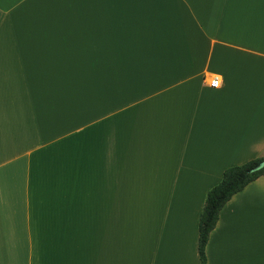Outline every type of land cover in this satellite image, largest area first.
Segmentation results:
<instances>
[{
	"label": "crops",
	"instance_id": "crops-1",
	"mask_svg": "<svg viewBox=\"0 0 264 264\" xmlns=\"http://www.w3.org/2000/svg\"><path fill=\"white\" fill-rule=\"evenodd\" d=\"M24 1L0 0V264H201L208 192L264 158V0L64 17L57 0L36 18ZM206 258L264 264V175L222 208Z\"/></svg>",
	"mask_w": 264,
	"mask_h": 264
},
{
	"label": "trees",
	"instance_id": "trees-1",
	"mask_svg": "<svg viewBox=\"0 0 264 264\" xmlns=\"http://www.w3.org/2000/svg\"><path fill=\"white\" fill-rule=\"evenodd\" d=\"M263 159L257 158L226 169L220 183L208 192L205 207L199 220L198 248L201 264H207L206 246L211 232L218 223L220 211L235 194L264 175V169L255 173L250 172Z\"/></svg>",
	"mask_w": 264,
	"mask_h": 264
},
{
	"label": "rangeland",
	"instance_id": "rangeland-1",
	"mask_svg": "<svg viewBox=\"0 0 264 264\" xmlns=\"http://www.w3.org/2000/svg\"><path fill=\"white\" fill-rule=\"evenodd\" d=\"M83 0H61V3L65 6V8H66V11H61L60 12V14H61V17H64V15H69V13H70V10H73V8H75V5H76V3L79 5L80 4V2H82ZM57 2V0H25L24 1V7H23V9L25 10V8H27V6H30L29 8H28V13L31 15V13H32V15L34 16L33 18H36L37 16H39V14H33V12L34 11H37L38 9L37 8H39V7H41V6H43V4L42 3H45L44 4V6H45V8H50L54 3H56ZM26 6V7H25ZM53 7V6H52ZM34 8V9H33ZM22 9V10H23ZM39 12H41V11H39ZM48 12V11H47ZM26 17H30V16H28V14H27V16ZM49 17V16H48ZM68 17V16H67ZM50 18V17H49ZM77 77L79 78V79H84L86 76L83 74V73H80L79 75H77ZM80 116V117H79ZM78 117V122H80L81 121V115H79ZM83 120H84V117L82 118ZM74 125V124H73ZM72 125V126H73ZM69 127H70V124H67V126H66V128H68V129H65L66 131H69ZM79 127H83L82 129L84 130L85 129V123L83 124H79ZM60 128H62V127H60ZM80 131V130H79ZM62 132V131H61ZM61 132H59V133H61ZM47 137H49V136H47ZM49 141H55V139H52V138H50V139H48ZM57 141V140H56ZM63 141H65L66 143H68V140L66 139V138H63ZM41 142H42V144H44L46 141L44 140V139H42L41 140ZM47 143V142H46Z\"/></svg>",
	"mask_w": 264,
	"mask_h": 264
},
{
	"label": "water",
	"instance_id": "water-1",
	"mask_svg": "<svg viewBox=\"0 0 264 264\" xmlns=\"http://www.w3.org/2000/svg\"><path fill=\"white\" fill-rule=\"evenodd\" d=\"M262 169H264V159H263L260 163H258L256 166H254V167L250 170V172H251V173H255V172H259V171H261Z\"/></svg>",
	"mask_w": 264,
	"mask_h": 264
},
{
	"label": "built area",
	"instance_id": "built-area-1",
	"mask_svg": "<svg viewBox=\"0 0 264 264\" xmlns=\"http://www.w3.org/2000/svg\"><path fill=\"white\" fill-rule=\"evenodd\" d=\"M210 85L213 87V88H218L219 85H220V81H219V78L218 77H213L210 81Z\"/></svg>",
	"mask_w": 264,
	"mask_h": 264
}]
</instances>
